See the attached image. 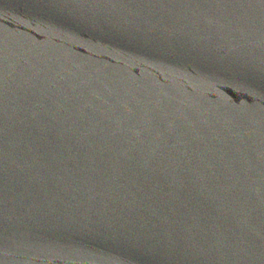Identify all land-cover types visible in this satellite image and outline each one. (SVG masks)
<instances>
[{"label":"water","instance_id":"1","mask_svg":"<svg viewBox=\"0 0 264 264\" xmlns=\"http://www.w3.org/2000/svg\"><path fill=\"white\" fill-rule=\"evenodd\" d=\"M0 264H264V0H0Z\"/></svg>","mask_w":264,"mask_h":264}]
</instances>
